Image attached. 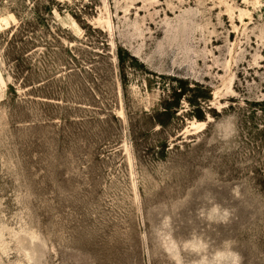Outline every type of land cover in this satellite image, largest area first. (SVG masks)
Here are the masks:
<instances>
[{
    "label": "rangeland",
    "instance_id": "obj_1",
    "mask_svg": "<svg viewBox=\"0 0 264 264\" xmlns=\"http://www.w3.org/2000/svg\"><path fill=\"white\" fill-rule=\"evenodd\" d=\"M0 264H264V0H0Z\"/></svg>",
    "mask_w": 264,
    "mask_h": 264
},
{
    "label": "bare ground",
    "instance_id": "obj_2",
    "mask_svg": "<svg viewBox=\"0 0 264 264\" xmlns=\"http://www.w3.org/2000/svg\"><path fill=\"white\" fill-rule=\"evenodd\" d=\"M109 23V22H108ZM111 24V23H110ZM197 125L200 124V126H204L205 125V122H197L196 123Z\"/></svg>",
    "mask_w": 264,
    "mask_h": 264
}]
</instances>
